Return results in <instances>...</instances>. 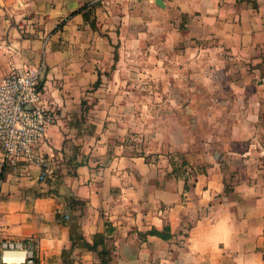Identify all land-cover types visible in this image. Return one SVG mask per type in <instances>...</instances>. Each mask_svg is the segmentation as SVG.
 <instances>
[{
	"label": "crops",
	"instance_id": "1",
	"mask_svg": "<svg viewBox=\"0 0 264 264\" xmlns=\"http://www.w3.org/2000/svg\"><path fill=\"white\" fill-rule=\"evenodd\" d=\"M88 1L99 3L95 30L83 14L71 16ZM162 2L164 7L155 0H0V81L16 69L45 64L41 89L56 122L38 150L51 160H66L61 171L50 164L42 180L40 168L7 158L0 146V243L33 241L39 264H100L92 252L71 250L75 222L88 241L95 233L114 239L110 264H264V159L252 149L208 152L204 172L189 173L187 182L168 180L172 168L161 165L167 158L160 155L154 163L132 156L117 142V125L103 132L102 122L94 120L96 130H87L82 102L90 85L108 74L115 82L110 90L121 81L128 93L137 53H175L184 38L210 35L223 45L264 42L263 10L235 0ZM167 16L185 19L180 40L169 36ZM173 55L151 56L163 64V71L157 69L161 78H167V60L186 59ZM146 57L139 58L141 64ZM187 141L168 140L176 150ZM67 143L78 152L67 151ZM70 198L86 205L70 210ZM167 226L169 241L143 236ZM66 250L70 262L64 263Z\"/></svg>",
	"mask_w": 264,
	"mask_h": 264
},
{
	"label": "rangeland",
	"instance_id": "2",
	"mask_svg": "<svg viewBox=\"0 0 264 264\" xmlns=\"http://www.w3.org/2000/svg\"><path fill=\"white\" fill-rule=\"evenodd\" d=\"M235 1L259 13L264 11V0ZM165 19L169 22L166 24L169 36L180 40L179 32L186 31L185 19L179 23L173 16ZM157 38L160 39L153 41L156 45L161 41V37ZM254 41H229V45H223L220 38L210 35L203 39L184 38L175 53L171 48L137 53L128 93H124L121 81L110 90L115 82L108 74L99 84L90 85L83 104L88 127L96 130L91 122L94 120L102 122L103 132L117 125L119 129L113 130L117 132V142L125 145L129 154L154 163L161 162L158 157L162 155L167 159H163L161 165L167 163L172 169L186 162L187 166L181 171L186 169L190 175L199 174L203 166L208 167V152L252 149L251 152L263 160L264 42ZM162 54L186 59L182 64L167 60L164 65L167 78H161L157 69L163 71V64L150 58ZM145 56L147 64H141L139 58ZM94 106L104 108L92 112ZM112 107L117 110L112 112ZM173 138L188 139L184 146L181 144L183 150H176L168 142ZM64 148L69 152L79 150L70 143ZM45 157L50 164L60 166L58 171L66 164V160L63 164L59 159L51 160L46 154Z\"/></svg>",
	"mask_w": 264,
	"mask_h": 264
},
{
	"label": "built area",
	"instance_id": "3",
	"mask_svg": "<svg viewBox=\"0 0 264 264\" xmlns=\"http://www.w3.org/2000/svg\"><path fill=\"white\" fill-rule=\"evenodd\" d=\"M46 66L16 69L0 81V146L7 158L23 159L50 175L51 165L38 146L55 124L56 115L44 101L41 81ZM36 244L6 240L0 243V264H34Z\"/></svg>",
	"mask_w": 264,
	"mask_h": 264
},
{
	"label": "trees",
	"instance_id": "4",
	"mask_svg": "<svg viewBox=\"0 0 264 264\" xmlns=\"http://www.w3.org/2000/svg\"><path fill=\"white\" fill-rule=\"evenodd\" d=\"M99 6V3H92V1H88L86 2L79 10H77L76 12H74L71 16H74L76 14H83L84 18L86 19V21L91 23V27L92 29H97L96 26V17L94 15V11L96 10V8ZM254 8H257V6H255ZM63 25H59L58 28H61ZM96 84H99L96 83ZM84 104V101L82 102V106ZM85 114V110L83 112V115ZM83 163H77V167L81 166ZM184 166H187L186 162H183L181 164L180 167H176L172 169V172L169 173L167 179H185L187 182L188 179V174L189 172L184 169L183 171H181V168H183ZM206 169V166L202 167V170L200 173L204 172ZM48 183L51 182V180L48 179L47 181ZM187 189V186H186ZM68 208L70 210H74V208L79 207V208H83L86 203L81 201V200H77L75 198H70L68 201ZM61 215L57 216V219H61ZM144 237L147 236H155L158 237L164 241H169L170 239H172L173 235L171 234V229L170 227H165L162 231H158L156 229H152L151 231H148L147 233L143 234ZM70 240L72 242V249L74 250L75 248L81 247L82 249L88 251V252H92L93 254L97 255L100 261V264H110L113 260V252L115 250V245H114V239L111 237H108L107 234L105 233H95L92 236L91 241L86 240L83 236H82V232H81V226L78 223H71L70 224ZM70 251H64V263L70 262L67 261L66 257L70 254ZM34 264H39V259L37 258V253H34ZM72 264V263H71Z\"/></svg>",
	"mask_w": 264,
	"mask_h": 264
},
{
	"label": "water",
	"instance_id": "5",
	"mask_svg": "<svg viewBox=\"0 0 264 264\" xmlns=\"http://www.w3.org/2000/svg\"><path fill=\"white\" fill-rule=\"evenodd\" d=\"M156 4L160 7H164V3L162 2V0H155Z\"/></svg>",
	"mask_w": 264,
	"mask_h": 264
}]
</instances>
